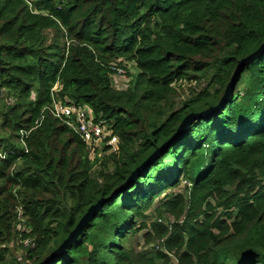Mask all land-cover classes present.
<instances>
[{
	"label": "trees",
	"instance_id": "1",
	"mask_svg": "<svg viewBox=\"0 0 264 264\" xmlns=\"http://www.w3.org/2000/svg\"><path fill=\"white\" fill-rule=\"evenodd\" d=\"M263 43L264 0H0V264L44 261L187 115L216 106ZM124 63L136 72L117 90ZM54 101L88 107L119 150L92 158L51 114ZM15 240L29 243L21 260ZM173 258L264 264V56L223 110L192 124L55 264Z\"/></svg>",
	"mask_w": 264,
	"mask_h": 264
},
{
	"label": "water",
	"instance_id": "2",
	"mask_svg": "<svg viewBox=\"0 0 264 264\" xmlns=\"http://www.w3.org/2000/svg\"><path fill=\"white\" fill-rule=\"evenodd\" d=\"M263 56L264 43L255 52L245 58H242L238 62L234 74L225 89L224 95L216 106L210 107L209 109L203 112L191 113L187 115L179 125L175 134L169 140H167L160 148H158L145 162H143L138 168H136L126 180V182L119 186L111 194L110 197L102 198L96 204L90 206L88 211L84 214V216L76 225L75 229L69 234L68 238L59 246L58 249L52 252L44 261L39 264H55L57 260L67 251V249L78 240V238L81 236L88 224L103 209V206L106 203H109L114 200L121 193L129 190L130 187L134 184V182L140 177V175L146 172L155 160H157L164 152L168 151L171 146H173L186 134L192 124H194L195 122H201L203 120L208 121L216 113L223 110L227 106L231 97L234 95L236 82L242 72L245 70L246 67L252 65L255 61L259 60Z\"/></svg>",
	"mask_w": 264,
	"mask_h": 264
},
{
	"label": "built area",
	"instance_id": "3",
	"mask_svg": "<svg viewBox=\"0 0 264 264\" xmlns=\"http://www.w3.org/2000/svg\"><path fill=\"white\" fill-rule=\"evenodd\" d=\"M117 73L126 75V71L123 69H118ZM49 110L55 118L65 121L76 131L92 155L96 149H102L103 146H109L111 153L119 150V138L113 134L111 128L96 122L88 107L73 102L54 101L53 107ZM25 244L28 246L29 243L26 241ZM172 264H178L175 258H173Z\"/></svg>",
	"mask_w": 264,
	"mask_h": 264
},
{
	"label": "rangeland",
	"instance_id": "4",
	"mask_svg": "<svg viewBox=\"0 0 264 264\" xmlns=\"http://www.w3.org/2000/svg\"><path fill=\"white\" fill-rule=\"evenodd\" d=\"M123 68H125L127 71L126 74L127 75H119L117 74L114 78H113V82H114V87L115 89L117 90H123L126 88V85L127 83L130 81V77L128 75V72L132 75L136 72L135 70V67L133 66L132 63H124V66ZM181 86V87H180ZM193 86H195V84H193ZM180 89H178L179 93L181 94V97L180 99H178V101H184L188 95H189V90L188 88L191 87L190 84H186V83H183V84H179ZM196 89H199L200 90V86L197 84L196 86ZM92 158H94V155H91ZM160 201V198L156 200L155 204H157L158 202ZM153 210V209H152ZM152 210L149 211L148 214H151L152 213ZM142 234L143 233H140L138 234L135 238H134V241H133V247H135L138 251H142L144 248V243H143V239H142ZM21 246H24L21 247ZM27 248V245L25 244V242L23 241H19V240H15L11 246H10V249H11V256L15 257V258H18V259H22L24 258L25 256V251Z\"/></svg>",
	"mask_w": 264,
	"mask_h": 264
}]
</instances>
